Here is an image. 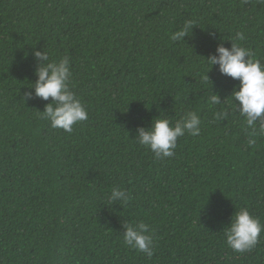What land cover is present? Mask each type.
Segmentation results:
<instances>
[{
    "label": "trees",
    "instance_id": "1",
    "mask_svg": "<svg viewBox=\"0 0 264 264\" xmlns=\"http://www.w3.org/2000/svg\"><path fill=\"white\" fill-rule=\"evenodd\" d=\"M237 31L264 63L261 0H0V264H264V232L246 252L223 234L240 208L264 224V136L249 147L238 111L214 118L239 82L204 59ZM34 47L70 58L88 111L71 133L39 118L51 98L29 89ZM188 111L200 134L172 157L135 141L160 114ZM114 187L131 199L109 204ZM125 222L149 226L151 258L125 244Z\"/></svg>",
    "mask_w": 264,
    "mask_h": 264
},
{
    "label": "clouds",
    "instance_id": "2",
    "mask_svg": "<svg viewBox=\"0 0 264 264\" xmlns=\"http://www.w3.org/2000/svg\"><path fill=\"white\" fill-rule=\"evenodd\" d=\"M264 3V0H261ZM194 27V21H186L183 26L170 34L173 42H184L189 37ZM243 31H237L231 38V47H224V40L216 48V54L204 58L211 70L218 66L219 72L232 78L239 83L231 92V102L228 108H221L215 112L216 120H226L229 116V108L239 112L244 118L247 131V145L255 146L258 136H264V63L255 58L254 52L242 46L245 41ZM38 62L35 72L37 80L32 87L36 97L46 104L42 112L37 111L40 119L49 121L53 129H61L71 133L75 125L88 119V111L70 87L72 78L71 61L65 55L58 59H51L46 51L31 53ZM210 72V71H209ZM204 76L210 81L208 73ZM31 92L25 93L24 102L30 99ZM235 102V103H234ZM208 103L213 107L222 105L220 96L211 91ZM161 114H164L161 111ZM154 118L150 126L136 129L135 141L142 147L149 149L157 159L170 158L174 155L177 141L185 134L195 137L200 134L201 119L195 111L186 112L179 120L173 123L167 116ZM131 195L125 190L114 187L108 198V203L113 205L117 202L127 203ZM123 239L127 246L144 253L151 258L154 254V239L149 226L143 222L139 224L125 222L123 225ZM264 232V224L254 217L247 208H240L230 218L229 224L223 229L226 244L236 252H246L253 248Z\"/></svg>",
    "mask_w": 264,
    "mask_h": 264
}]
</instances>
